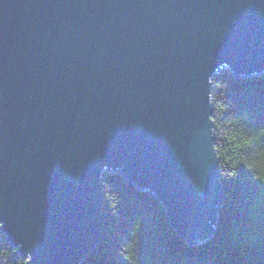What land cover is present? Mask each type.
Here are the masks:
<instances>
[{
  "label": "water",
  "instance_id": "water-1",
  "mask_svg": "<svg viewBox=\"0 0 264 264\" xmlns=\"http://www.w3.org/2000/svg\"><path fill=\"white\" fill-rule=\"evenodd\" d=\"M264 72V0H0V228L27 264H79L100 177L163 205L191 245L222 189L211 78Z\"/></svg>",
  "mask_w": 264,
  "mask_h": 264
},
{
  "label": "trees",
  "instance_id": "trees-1",
  "mask_svg": "<svg viewBox=\"0 0 264 264\" xmlns=\"http://www.w3.org/2000/svg\"><path fill=\"white\" fill-rule=\"evenodd\" d=\"M211 101L222 195L209 238L191 245L154 195L103 171L99 240L79 264H264V72L222 69ZM0 264H27L1 228Z\"/></svg>",
  "mask_w": 264,
  "mask_h": 264
}]
</instances>
